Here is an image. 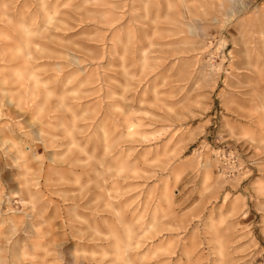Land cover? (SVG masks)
I'll return each mask as SVG.
<instances>
[{
	"label": "rangeland",
	"instance_id": "374dc122",
	"mask_svg": "<svg viewBox=\"0 0 264 264\" xmlns=\"http://www.w3.org/2000/svg\"><path fill=\"white\" fill-rule=\"evenodd\" d=\"M0 63V264H264V0H0Z\"/></svg>",
	"mask_w": 264,
	"mask_h": 264
},
{
	"label": "bare ground",
	"instance_id": "6f19581e",
	"mask_svg": "<svg viewBox=\"0 0 264 264\" xmlns=\"http://www.w3.org/2000/svg\"><path fill=\"white\" fill-rule=\"evenodd\" d=\"M165 9H166V8H165ZM137 16H138V15H137ZM140 18H141V17H140ZM41 27H42V26H41ZM151 28H152V27H151ZM167 30H168V29H167ZM171 30H172V29H171ZM147 31H148V30H147ZM147 31H146V32H147ZM177 41H178V40H177ZM172 42H173V41H172ZM142 44H143V43H142ZM31 55H32V54H31ZM33 56L35 57V55H33ZM36 57H37V56H36ZM35 59H37V58H35ZM24 61H25V60H24ZM78 61H80V59H79ZM10 62H11V61H10ZM17 62H18V61H17ZM22 62H23V60H22ZM30 62H31V61H30ZM81 62H82V61H81ZM15 63H16V61H15ZM70 63H71V62H70ZM75 63H76V62H75ZM5 64H7V62H6ZM9 64H12V63H9ZM23 64H24V63H23ZM0 65H1V63H0ZM7 65H8V64H7ZM12 65H13V64H12ZM19 65H20V63H19ZM19 65H17V67H18ZM9 66H11V65H9ZM15 67H16V65H15ZM5 68L8 69V67H5ZM11 68H13V66H12ZM16 69H17V68H16ZM60 69H63V67L60 68ZM0 70H1V69H0ZM13 70H14V69H13ZM13 70H12V71H13ZM1 71H2V70H1ZM1 71H0V72H1ZM61 71H62V70H61ZM61 71H60V72H61ZM14 72H15V71H14ZM72 72H73V70H72ZM72 72H71V73H72ZM64 73H65V72H64ZM2 74H3V73H2ZM5 74H7V73H5ZM11 74H12V72H11ZM11 74H10V76H11ZM15 74H16V72H15ZM15 74H14V75H15ZM8 75H9V74H8ZM11 77H13V76H11ZM86 77H87V76H86ZM13 78H14V77H13ZM40 78H41V77H40ZM59 79H60V78H59ZM41 80H42V79H41ZM45 80H46V79H45ZM7 85H8V84H7ZM260 91H261V90H260ZM262 93H263V92H262ZM263 100H264V99H263ZM34 102H35V101H34ZM31 104H32V103H31ZM51 106H52V105H51ZM262 106H263V108H264V103H263ZM44 112H45V111H44ZM26 113H27V112H26ZM39 122H40V121H39ZM11 129H12V128H11ZM12 130H13V129H12ZM7 136H8V135H7ZM11 136H13V135H11ZM8 137H9V136H8ZM9 139H10V138H9ZM1 143H2V142H1ZM67 228H69V227H67ZM21 257H22V256H21Z\"/></svg>",
	"mask_w": 264,
	"mask_h": 264
}]
</instances>
